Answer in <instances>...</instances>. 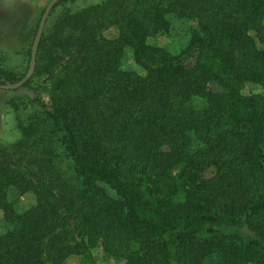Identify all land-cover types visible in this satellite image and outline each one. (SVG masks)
<instances>
[{"label": "trees", "instance_id": "obj_1", "mask_svg": "<svg viewBox=\"0 0 264 264\" xmlns=\"http://www.w3.org/2000/svg\"><path fill=\"white\" fill-rule=\"evenodd\" d=\"M71 1L45 17L18 87L31 116L0 144V264H96L97 246L122 264H264V0ZM170 17L192 23L189 67L147 42Z\"/></svg>", "mask_w": 264, "mask_h": 264}, {"label": "rangeland", "instance_id": "obj_2", "mask_svg": "<svg viewBox=\"0 0 264 264\" xmlns=\"http://www.w3.org/2000/svg\"><path fill=\"white\" fill-rule=\"evenodd\" d=\"M47 1L48 0H46V2ZM86 1L92 2L94 0H73V2L71 1V7L72 9H75L79 5L84 4ZM46 2L38 11L35 17L36 20L33 25V28L38 18L40 17V14ZM169 21L170 27L168 31L150 36L147 42L163 48L167 53L171 55L177 56L184 66L189 67L194 61L195 52L189 51L185 53L184 48L187 40V28L192 23L191 21L189 22L185 19H176L173 17H170ZM21 29H23V27H21L20 30ZM99 34L101 37L111 38L115 35V30L112 27H109L106 29H102ZM31 36L32 34L30 33L25 43L20 44V47L16 50L7 51L3 48L0 49L1 68H7L8 70L14 72L24 71L26 67L25 63L28 51L30 56V41L32 42ZM9 45L13 46V43ZM122 67L126 69L135 70L138 73L142 72L141 69L132 62V60L130 59L129 52L127 50L125 51V61L122 63ZM31 73L29 74V76L31 75ZM19 86L12 88L15 89V91L11 92L6 91L10 89H0V144L3 146H7L17 139L18 133L16 126L19 123L26 122L32 113V109L29 108V106L26 104V99L31 96V93L28 89L24 87L18 88ZM207 89L217 91L221 88L214 82H209L207 85ZM260 91V87L255 84H245V86L241 90L243 94L257 93ZM55 166L62 177H64L65 179H70V177L72 176L71 174L73 173L72 165L68 158L62 152L57 155ZM33 202L34 196L30 191H28L18 197L17 201L14 204V207L17 209H24L31 205ZM73 221V218L68 219L69 224H72ZM91 254L96 264H122L120 260H116L111 257H106L99 246L92 249ZM77 263L78 259L75 257L66 258L62 262V264Z\"/></svg>", "mask_w": 264, "mask_h": 264}, {"label": "crops", "instance_id": "obj_3", "mask_svg": "<svg viewBox=\"0 0 264 264\" xmlns=\"http://www.w3.org/2000/svg\"><path fill=\"white\" fill-rule=\"evenodd\" d=\"M46 0H0V49L16 50L25 43ZM23 29L20 30V28ZM13 46L9 45L12 44Z\"/></svg>", "mask_w": 264, "mask_h": 264}, {"label": "water", "instance_id": "obj_4", "mask_svg": "<svg viewBox=\"0 0 264 264\" xmlns=\"http://www.w3.org/2000/svg\"><path fill=\"white\" fill-rule=\"evenodd\" d=\"M56 1L57 0H48L46 2V4H45L41 14H40V17H39V20H38V23H37V26H36V29H35V33H34V36L32 38L31 47H30L29 63H28V67H27V70H26L24 76L20 80L15 82V83H12V84H1L0 85V89H12V88H15V87L21 85L28 78V76L31 73L32 68H33V56H34L36 44H37L39 35L41 33L45 17L47 15V13L49 12L50 8L52 7V5Z\"/></svg>", "mask_w": 264, "mask_h": 264}]
</instances>
